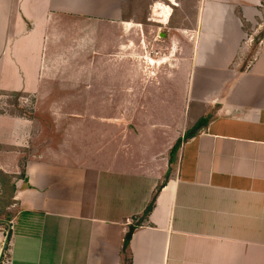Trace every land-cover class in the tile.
<instances>
[{
    "label": "crops",
    "instance_id": "0c3cea01",
    "mask_svg": "<svg viewBox=\"0 0 264 264\" xmlns=\"http://www.w3.org/2000/svg\"><path fill=\"white\" fill-rule=\"evenodd\" d=\"M128 1L0 0V264H264V36L253 51L242 46L243 20L254 28L263 0L197 1L183 119L195 133L173 155L176 143L166 148L159 173L101 156L95 132L117 115L63 111L86 74L49 51L54 28L70 27L59 17L114 25L124 47ZM112 66L114 83L82 106L133 104V69ZM15 94L33 97L26 113Z\"/></svg>",
    "mask_w": 264,
    "mask_h": 264
},
{
    "label": "rangeland",
    "instance_id": "374dc122",
    "mask_svg": "<svg viewBox=\"0 0 264 264\" xmlns=\"http://www.w3.org/2000/svg\"><path fill=\"white\" fill-rule=\"evenodd\" d=\"M197 1L129 0L125 11L132 17L131 22H128L132 23L131 26L129 25L131 29L130 33L123 32V39L127 41L124 47L119 44V48L114 43L116 30L114 25L102 23L100 26H94L89 21H85L83 25L80 20L59 17L58 20L61 23L70 21V27L56 26L54 28L51 39L48 41L49 51L53 54L64 53L67 55L66 59H62L65 68L85 70L86 74H80L78 77V90L77 87L75 89L78 91V100L72 101L69 106L63 108V111L69 113L78 111L87 117L94 114L101 116L112 114V117L117 115L112 120L110 117L106 120L100 119L102 130L95 132L96 135L103 136L104 145H100L101 141L98 145L97 141L95 143L98 147L102 146L101 156L104 159L121 155L118 157V162H121L122 157L131 156L132 162L139 168L142 165L144 169L146 167L152 172L159 173L167 166L166 148L189 133L190 126L193 124L188 122L189 120L183 122L187 95L185 85L189 73L188 57L193 48V38L197 34L194 24ZM121 28L122 25L118 24L117 30L120 34ZM242 28L248 36L242 46L251 45L253 47L251 51H253L256 47L255 43L259 44L263 37L264 4L261 18L255 23L254 28L246 21L243 22ZM251 53L249 59L252 57ZM55 61L58 62L59 59ZM113 62L117 68L126 70V73L127 68L133 69L131 72L135 85L134 92L130 93L133 104L128 102V106L111 108L82 106L84 102L99 100L105 95L106 92L99 90V83H114L113 71L109 72ZM60 64L61 62L56 66ZM93 69L95 72L92 77L88 75V72ZM177 85L179 89L181 87L180 92ZM163 89H165L164 92ZM126 94L129 93L119 91L117 98L120 100ZM23 101L19 98V105L22 108ZM32 103L33 97H30V105ZM110 109H112L111 113ZM192 110L196 111V107L193 106ZM110 121L115 124V126L112 125V129L109 125H105L110 124ZM82 125L86 127V130H89V127H95L89 119ZM147 134L153 139L149 137L144 139ZM160 140L161 147L151 149L152 143ZM87 141V147L94 142L91 137ZM83 156L98 158L100 154H84ZM92 161L96 160L92 159ZM8 226L11 224H4L6 230L9 229ZM7 244L8 241H5L6 247Z\"/></svg>",
    "mask_w": 264,
    "mask_h": 264
},
{
    "label": "trees",
    "instance_id": "16d2710c",
    "mask_svg": "<svg viewBox=\"0 0 264 264\" xmlns=\"http://www.w3.org/2000/svg\"><path fill=\"white\" fill-rule=\"evenodd\" d=\"M243 22H244V20H243ZM262 36H264V32H263V34H262ZM261 36V37H262ZM256 44V47H257V45H258V43H255ZM256 47H255V49H256ZM247 59H249V58H247ZM19 98H20V95H18V94H15V96L13 97V99H14V104H18L19 105ZM19 108L18 109H21L22 110V112H27L26 110H25V108H22V107H20V106H18ZM195 132H192L191 134L189 133V136L190 135H193ZM179 146H180V140L175 144V146L173 147V149H172V152H171V154L173 155L177 150H178V148H179ZM172 155H171V161H172ZM170 171V170H169ZM168 177V176H167ZM161 186H162V184H160L159 185V187H158V189H157V191H159V189L161 188ZM157 191L155 192V194L153 195V200L151 201V203L148 205V207H147V209H146V211H145V215H147L150 211H151V209H152V207H153V205H154V200H155V197H156V193H157ZM129 239H126L125 240V244H124V251H126V249H128L129 248Z\"/></svg>",
    "mask_w": 264,
    "mask_h": 264
},
{
    "label": "water",
    "instance_id": "95a60500",
    "mask_svg": "<svg viewBox=\"0 0 264 264\" xmlns=\"http://www.w3.org/2000/svg\"><path fill=\"white\" fill-rule=\"evenodd\" d=\"M133 230H134V227L131 226L130 229H129V232H128V234H127V238H130V237H131V235H132V233H133Z\"/></svg>",
    "mask_w": 264,
    "mask_h": 264
},
{
    "label": "built area",
    "instance_id": "2783aa9c",
    "mask_svg": "<svg viewBox=\"0 0 264 264\" xmlns=\"http://www.w3.org/2000/svg\"><path fill=\"white\" fill-rule=\"evenodd\" d=\"M22 99L24 100V102H25L26 104L30 101V99L27 98V97H23Z\"/></svg>",
    "mask_w": 264,
    "mask_h": 264
}]
</instances>
